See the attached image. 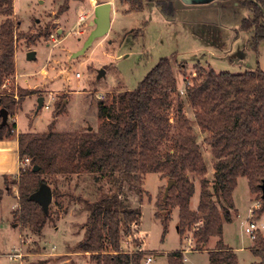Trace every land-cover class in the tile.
<instances>
[{
    "label": "trees",
    "instance_id": "16d2710c",
    "mask_svg": "<svg viewBox=\"0 0 264 264\" xmlns=\"http://www.w3.org/2000/svg\"><path fill=\"white\" fill-rule=\"evenodd\" d=\"M70 0L59 7L63 12ZM127 1L140 9L144 0ZM212 1V0H210ZM207 1V2H210ZM249 14L241 19L239 29L250 34L249 43L257 49L264 38V0H241ZM166 15L173 14L171 2L157 4ZM0 109L8 113V122L0 127V140L16 137L15 113L23 99L34 91L17 87L8 91L6 83L15 71L14 57L18 34L13 15V0H0ZM49 35V32H46ZM23 37V36H22ZM187 64L181 63L185 68ZM183 95H178V80L169 58L162 56L135 89L117 92L110 102L100 99L96 113L100 123L95 130L53 131L55 119L66 111L67 99L60 97L51 113L52 121L43 133H18L21 165L12 183L17 187L18 207L12 219L32 234H39L51 219L52 204L63 207L78 200L85 210L83 237L69 253H89L92 264H141L145 251L137 240L132 251L122 248L124 237H131L133 226L140 224V209L122 198L125 183L136 179L138 191L147 173H156L174 184L158 207H177L180 234L192 224L197 245H205L211 236H221L223 222L231 220L234 207L232 191L238 177L247 179L250 192L259 205L253 213L264 214V71L258 66L242 73L206 69L198 62L190 78L184 77ZM172 94H176L175 105ZM187 101L195 123L202 133L198 140L184 113ZM41 108V107H40ZM173 110L174 115L171 116ZM1 122V117H0ZM208 149L213 163L211 180L206 178ZM38 169H34V167ZM52 180V202L46 212L31 198L41 185ZM74 178V191L61 189L58 177ZM8 175L3 177L6 179ZM200 181L197 208L189 206ZM107 183V185H105ZM164 190V188H163ZM10 193V188L6 189ZM209 251L208 264H239L236 254L221 239ZM249 264H264V236L255 233ZM168 264H182V252L168 255ZM64 264H76L70 259Z\"/></svg>",
    "mask_w": 264,
    "mask_h": 264
},
{
    "label": "rangeland",
    "instance_id": "374dc122",
    "mask_svg": "<svg viewBox=\"0 0 264 264\" xmlns=\"http://www.w3.org/2000/svg\"><path fill=\"white\" fill-rule=\"evenodd\" d=\"M63 1L13 0L16 32L23 37L18 36L15 48L16 75L13 73L5 82L6 89L16 92L19 86L34 91L24 98L15 114L19 133L47 131L51 113L61 96L67 99L66 111L60 114L52 130L60 133L95 130L100 123L96 113L98 100L110 102L117 92L135 89L162 56L172 63L178 95L184 92L183 78H190L198 62L205 69L211 67L217 72L242 73L257 66L264 71V38L255 50L249 43L250 34L239 29L241 19L250 12L241 0H164L172 4L171 16L161 11L157 5L160 0H144L140 9L121 0H70L68 8L59 12ZM108 1L111 3L109 32L96 37L84 52L76 54L93 27L90 22L94 18V6ZM82 14L86 19L80 21ZM29 51H33L31 57ZM184 62L187 66L181 68ZM99 69L104 70L100 77ZM171 96L175 105L178 96ZM38 98L43 105L49 104V108H39ZM183 110L201 140L202 133L187 101ZM171 113L173 116V110ZM203 156L207 163L205 176L211 180L213 160L208 149L203 150ZM14 176L6 177L1 184V194L5 197L0 213V264H64L70 259L76 264H92L89 253L67 251L84 235L86 212L81 201L63 207L52 204L51 219L39 234L21 230L20 224L12 219V211L18 207ZM237 179L232 191L231 220L223 222L221 236H211L205 245H197L194 238L198 223L180 234L177 207L166 205L163 211L158 207L168 182L166 178L147 173L140 191L133 186L140 181L132 179V183H125L122 198L130 207L140 209L141 219L140 224L133 226L131 237L123 238L122 248L132 251L137 240L145 249L141 264H168V255L174 251L182 252V264H208L209 251L215 250L216 242L221 239L225 247L235 248L239 264H249L255 259L250 252L254 238L244 229L254 221L255 233L264 236V214L257 218L256 213H251L259 203L250 192L247 179L243 176ZM47 180L52 187L50 177ZM193 180L195 191L189 206L195 210L200 181ZM57 181L61 189L75 192L74 178L68 180L62 176ZM16 251L21 256L11 260L9 254ZM149 256L151 260L146 262Z\"/></svg>",
    "mask_w": 264,
    "mask_h": 264
},
{
    "label": "water",
    "instance_id": "95a60500",
    "mask_svg": "<svg viewBox=\"0 0 264 264\" xmlns=\"http://www.w3.org/2000/svg\"><path fill=\"white\" fill-rule=\"evenodd\" d=\"M188 2L190 1H196V2H207L210 0H186ZM214 1V0H212ZM110 10H111V3L108 2H102L98 3L94 6L93 13H94V18L91 22V25H93L88 37L84 41L83 45L81 46L82 48L77 51L76 54H80L84 52L91 44L92 41L96 37L104 36L109 32V27H110ZM33 55V51L28 52V56L31 57ZM104 70L99 69L98 70V77L103 75ZM39 99V108L42 107V99ZM0 117H1V122H0V127L4 126L8 122V113L5 109H0ZM34 169H38V167H34ZM262 182L260 184L262 194H264V178H262ZM167 184L164 187V192H163V198L167 195L168 190L171 188V186L174 184V181L171 179H167ZM31 198L38 201L43 209L44 212H46L49 204L52 202V189L49 186V184H43L40 186V188L35 191L34 193L31 194Z\"/></svg>",
    "mask_w": 264,
    "mask_h": 264
},
{
    "label": "crops",
    "instance_id": "0c3cea01",
    "mask_svg": "<svg viewBox=\"0 0 264 264\" xmlns=\"http://www.w3.org/2000/svg\"><path fill=\"white\" fill-rule=\"evenodd\" d=\"M90 24H91V22H90ZM14 74L16 75V71H14ZM23 101H24V99H23ZM21 103L18 106L17 110L21 106ZM17 110H16V112H17ZM14 117H15V115H14ZM57 119H58V117L55 119V122ZM15 122H16V129H15L16 137H13L10 139L0 140V213H1V208L3 207V200L5 197V194H1V188H2L1 184H2L3 177L5 175H8V176L17 175L19 173V170H20V168H19L20 162H19L18 151H17V147H18L17 135L19 133V131L17 132V126H18L17 117H15ZM27 132H31V131H27ZM15 204L16 203H14L11 206V208ZM14 225L16 226V223ZM141 250H145V249H143V247H141ZM230 250L233 253H235L237 256V253H236L237 251L235 250V248L230 249Z\"/></svg>",
    "mask_w": 264,
    "mask_h": 264
},
{
    "label": "built area",
    "instance_id": "2783aa9c",
    "mask_svg": "<svg viewBox=\"0 0 264 264\" xmlns=\"http://www.w3.org/2000/svg\"><path fill=\"white\" fill-rule=\"evenodd\" d=\"M84 19H86V16L85 15H80L79 16V20L80 21H82V20H84ZM80 74H79V72L77 73V76H79ZM182 89H184V87H182ZM180 92H183L182 90H180ZM45 107V108H49V104H44L43 105V103H42V107ZM21 165H26L27 163H28V159L27 158H25V159H23L21 162ZM259 203V202H258ZM258 206V204H256L255 205V207H257ZM253 212V210L251 211V213ZM256 224L254 223V221H250V223H249V225H248V227H245V231L247 232V233H249V234H251V237L252 238H254L255 237V230L254 229H256ZM138 232H139V230H138ZM21 256V254L20 253H18L17 251L16 252H13L12 254H9V258L11 259V260H15V259H17V258H19ZM151 260V256H149V257H146V262H149Z\"/></svg>",
    "mask_w": 264,
    "mask_h": 264
}]
</instances>
